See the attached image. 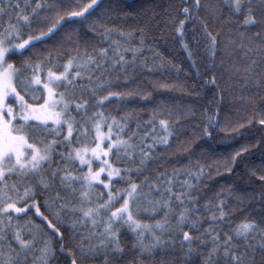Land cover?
I'll return each mask as SVG.
<instances>
[{
  "label": "snow or ice",
  "instance_id": "6c2138e0",
  "mask_svg": "<svg viewBox=\"0 0 264 264\" xmlns=\"http://www.w3.org/2000/svg\"><path fill=\"white\" fill-rule=\"evenodd\" d=\"M66 3L35 0L33 7L30 0H23V6L22 0H0V264H85L100 256L103 264H119L125 254L121 245L125 233L134 238L132 249L139 264L158 252L174 251L177 239L181 250L189 246L183 264H191L197 252L192 245L197 243L206 250L197 253L200 264H264V194L259 220L245 216L229 224L230 232H223L215 225L229 220L224 199L218 196V203L206 202L201 211L199 198L192 196L203 182L204 166L189 164L145 175L159 149L167 151L173 139L187 135L181 121L195 117L193 107L164 99L146 120L136 108L119 117L105 112V105L113 102L128 105L137 97L142 103L152 101V92L131 78L123 81L124 91L118 90L119 74L129 67H148L147 58L141 59L146 40L141 36L136 46L132 32L105 27L97 16L104 0H79L71 11ZM181 3L184 19L175 32L196 74L204 75L194 59L197 50L185 35L186 23L199 12L202 0ZM224 5L230 16H243L236 29L239 39L230 38L221 48L218 36L204 25V56L210 61L205 71L212 73L205 85L219 89V72L242 90L253 83L264 89V0L259 15L245 0H224ZM93 16L97 19L90 30L108 46L92 45L90 52L86 43L73 42L69 35L67 42L73 44L75 54L60 52L65 25ZM35 28L39 35L23 38L26 29ZM114 34L119 39L112 40ZM57 40L61 43L56 45V57L49 52L47 56L36 53L35 59L29 55L19 64L12 60L37 43ZM193 43L199 45L195 34ZM237 50H244L248 60L242 68L231 62ZM64 55L67 59L61 64ZM159 67L168 66L161 59ZM117 69L120 73L113 78ZM151 83L157 89L186 87L167 81ZM221 115L219 102L214 114L206 109L201 114L203 126L194 125L188 143L210 139L217 127L228 129L231 118L225 116L221 124ZM256 123L264 127V97L246 119L247 125ZM244 127L245 123H238L231 131ZM247 151L242 147L236 152L233 163ZM225 167L232 171L227 163ZM258 178L264 182V172ZM117 182L123 187H114ZM205 216L209 228L200 234Z\"/></svg>",
  "mask_w": 264,
  "mask_h": 264
},
{
  "label": "trees",
  "instance_id": "16d2710c",
  "mask_svg": "<svg viewBox=\"0 0 264 264\" xmlns=\"http://www.w3.org/2000/svg\"><path fill=\"white\" fill-rule=\"evenodd\" d=\"M30 2L34 7L35 0H30ZM245 2L251 3L257 15H259L261 0H245ZM76 3H79V0H67L66 10H74ZM208 4H211L213 8L206 7ZM220 5H224V0H202L199 12L195 13L193 18L186 23L185 35L187 41L197 50L198 54L194 59L197 61L199 71L204 75L196 74L197 68L191 66V61L181 48L175 32L179 21L184 19L183 15L180 14V9L184 6L181 0H104V4L97 10V16H100L104 21L105 27L114 28L117 33L119 31L132 32L133 43L136 46H139L137 42L141 36L145 38L146 43L143 47L141 59L147 58L148 67L143 70L139 66L129 67L127 73L119 74L121 87L118 90L124 91L123 81L126 78H131L137 83H143L144 87L153 94L151 102L142 103L137 97L135 101L128 105H119L115 102L107 104L104 111L119 117L125 112L136 108L139 110L141 117L146 120L148 112L156 105H160L164 99L193 107L195 117L188 121H181L186 126L187 135L180 136L179 140L173 139L172 146L167 151L159 149L155 153L156 158L148 164L145 175H155L157 171L164 170L171 172L174 167L184 168L189 164L204 166L203 182L198 185L196 191L192 192V196L199 198L201 211H203V205L206 202L211 201L216 204L219 202L218 196L224 199L225 210L230 214V217L229 220L215 225V227L222 229L223 232H230L229 224L235 225L245 216H250L255 220L260 218L261 194H264V182H261L258 177L264 172V127H261L258 123L247 125L246 119L253 114V109L261 103V99L264 97V89L257 88L253 83L242 90L240 84H233L226 74L222 75L219 72H217L219 89L210 84L205 85V80L210 78L212 73L205 71L210 61L204 56V49L207 44V40L203 36L204 25L207 24L208 31L218 36L220 47L223 48L230 38L239 39L236 29L240 26L239 21L243 19L242 15L239 17L230 16V9L226 5L219 7ZM101 13H103L102 16ZM97 16H93L83 23L77 20L75 23L65 25L64 30L60 33V36L64 37V41H62L64 46L60 49V52L75 54L73 44L67 42L69 35H71L73 42L79 39L82 46L86 43L90 52L92 51V45L107 47L108 45L101 35L90 30V26L96 21ZM241 30H243L242 26ZM258 30V27L251 28L248 36H252ZM84 33H88V35L85 36ZM29 34L39 35V29H26L23 38L26 39ZM194 34L199 37V45L193 43ZM111 39H119L118 34H114ZM59 43H61L59 40L48 41L44 44L37 43L34 48H29L23 56H14L12 60L19 64L29 55L35 59L36 53L47 56L49 52L52 53L53 57H56L58 55L56 45ZM130 58L131 55L129 54ZM252 58L259 60V57L255 55ZM66 59L67 55H64L59 63H64ZM161 59L168 66L167 68L159 67ZM231 62L241 68L244 67L248 62L244 56V50H237ZM217 63H219V57ZM154 66L156 70L149 72L148 68ZM118 73H120L119 69L112 73L113 78ZM177 76H179V80H177ZM151 81H167L169 84H184L186 87L184 89L179 87L157 89L153 88ZM201 85H204V87H201ZM130 87H135V85H130ZM221 91H223L222 100L220 98ZM241 96H243V100L239 99ZM217 102H219L222 109L221 124L224 123L225 116L231 118L229 128L221 131L217 127L210 139L201 138L196 140L195 143L189 144L188 141L192 136L194 125L200 123L201 127L203 126L201 114L206 109L214 114ZM238 123H245V127L237 132H232L231 128L236 127ZM132 127H135L134 122ZM242 147L247 148L248 151L242 153L233 163L232 157ZM225 163L232 168V171H228ZM209 167H211L210 173L207 171ZM253 171L256 172V175L252 174ZM180 179L183 180L184 177L182 176ZM193 183L196 182L193 181ZM114 187L119 188L123 185L117 182ZM216 215L218 216L219 213H216ZM208 228V218L205 216L200 234H203L204 230ZM133 240L134 238L128 233L121 236V245L125 249V254L119 260V264H139L137 252L132 249ZM188 247V245H184V249L181 250L180 241L177 239L174 251L170 249L167 253L158 252L154 258L146 259L145 264H183L184 253ZM192 247L197 252L193 253L191 264H200L197 253L199 251L206 252V250L200 249L198 243L193 244ZM56 248L59 249L58 243ZM257 259L259 260V257ZM103 260L104 257L100 256L97 259L86 261L85 264H103Z\"/></svg>",
  "mask_w": 264,
  "mask_h": 264
}]
</instances>
